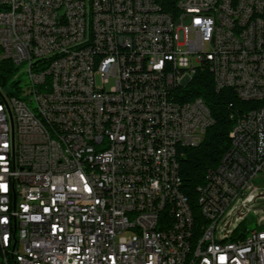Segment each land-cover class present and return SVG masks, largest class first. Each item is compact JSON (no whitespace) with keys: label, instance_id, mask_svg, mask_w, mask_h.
<instances>
[{"label":"built area","instance_id":"1","mask_svg":"<svg viewBox=\"0 0 264 264\" xmlns=\"http://www.w3.org/2000/svg\"><path fill=\"white\" fill-rule=\"evenodd\" d=\"M0 60L19 84L0 85V264H187L180 159L214 119L178 95L208 63L217 90L264 98V0H0ZM236 139L196 264H264V115Z\"/></svg>","mask_w":264,"mask_h":264},{"label":"trees","instance_id":"2","mask_svg":"<svg viewBox=\"0 0 264 264\" xmlns=\"http://www.w3.org/2000/svg\"><path fill=\"white\" fill-rule=\"evenodd\" d=\"M17 68L11 61L0 60V85L16 88L12 82ZM178 95L179 102L202 99L208 107L214 123L207 129L204 140L199 146L187 148L180 159L182 191L191 202L193 217V236L198 237L207 226V218L202 213L199 201L201 189L208 184V172H217L224 157L232 148L234 127L239 116L259 107L255 101L241 99L234 89L217 90L214 78L205 63L192 77L184 91Z\"/></svg>","mask_w":264,"mask_h":264},{"label":"bare ground","instance_id":"3","mask_svg":"<svg viewBox=\"0 0 264 264\" xmlns=\"http://www.w3.org/2000/svg\"><path fill=\"white\" fill-rule=\"evenodd\" d=\"M17 93H19V91ZM258 103H259V107L248 112L246 119H255L256 117L264 115V98H261V100H259ZM53 140L59 142V146H66V134L53 133ZM236 149H237V139H236V124H235L232 148L224 157L217 171H220V169H222L224 164L228 162V159H234V152H236ZM79 170H81L82 173H90V163H88L87 159H79ZM203 191H206V186L203 189H201V195L199 201L201 203L202 213L207 218V209H206L205 201H203ZM120 224H122L123 227L130 228V230H139V223L135 222V220H129L128 217H120ZM189 230H190V234L189 237H187V246H188V252H190L192 255H188L187 264H196L197 255H199V250H201L202 242H204L205 238H207L208 236V225L202 230L201 234L198 237H194L193 217H192L191 223H189Z\"/></svg>","mask_w":264,"mask_h":264},{"label":"rangeland","instance_id":"4","mask_svg":"<svg viewBox=\"0 0 264 264\" xmlns=\"http://www.w3.org/2000/svg\"><path fill=\"white\" fill-rule=\"evenodd\" d=\"M26 79L25 75L21 76V84H24V80ZM12 82H18L17 80H12ZM19 86V84H18ZM7 91H12V93H15L16 88L11 87V84H9L6 88ZM257 190L261 191L262 196L260 198H258L257 201H255L254 203L251 204V207L253 208L254 211L250 212V216L248 218V222H247V226L251 229L256 228V221L260 220L259 218L264 217V175L260 176L257 179ZM264 221V220H263Z\"/></svg>","mask_w":264,"mask_h":264},{"label":"snow or ice","instance_id":"5","mask_svg":"<svg viewBox=\"0 0 264 264\" xmlns=\"http://www.w3.org/2000/svg\"><path fill=\"white\" fill-rule=\"evenodd\" d=\"M222 259H223V257H222Z\"/></svg>","mask_w":264,"mask_h":264}]
</instances>
